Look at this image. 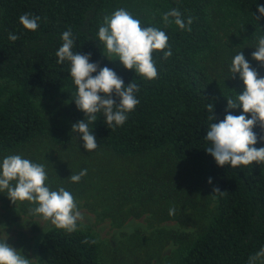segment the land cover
<instances>
[{
    "label": "trees",
    "instance_id": "trees-1",
    "mask_svg": "<svg viewBox=\"0 0 264 264\" xmlns=\"http://www.w3.org/2000/svg\"><path fill=\"white\" fill-rule=\"evenodd\" d=\"M108 2L0 0V154L40 138L62 146L71 141L69 127L49 122L36 105V100L63 89L75 98L70 62L58 63L55 55L63 32L70 29L74 53L91 54V63L114 70L125 87L133 81L139 89L135 93L139 103L122 126L110 127L102 112L95 114L92 133L97 145L121 157L167 149L181 167L166 177L153 178L150 191L169 197L178 187L200 185L212 193L216 206L210 222L173 264H248L264 249V163L220 167L206 152L211 146L205 139L207 130L224 119L226 99L242 93L244 85L238 74L212 78L203 62L216 49L215 21L236 29L241 42L258 43L264 37V18L255 19L260 15L257 5L264 6V0H145L154 17L134 18L142 27L164 31L172 51L166 60L167 48L153 52L158 75L152 80L103 56L105 46L98 30ZM172 9L181 13L186 24L191 17L192 24L181 30L170 17L172 23L166 25L163 16ZM25 13L39 17L35 31L19 23ZM9 33L19 39L9 40ZM113 99L119 103L114 93ZM253 132L254 147H264V130L256 125ZM214 188L224 193H214ZM37 248L45 264H102L95 235L80 228L72 232L49 228Z\"/></svg>",
    "mask_w": 264,
    "mask_h": 264
},
{
    "label": "rangeland",
    "instance_id": "rangeland-1",
    "mask_svg": "<svg viewBox=\"0 0 264 264\" xmlns=\"http://www.w3.org/2000/svg\"><path fill=\"white\" fill-rule=\"evenodd\" d=\"M119 9L133 17H154L145 0H109L102 23L105 16ZM213 26L216 49L203 62L211 77L232 74L229 70L232 60L240 52L258 75L264 77V65L252 59L258 43L241 42L237 30L222 22L215 21ZM109 59L114 65L123 66L118 57ZM73 99L70 91L63 89L36 100L49 122L69 127L70 142L62 146L47 138L33 140L0 154V163L7 156L20 155L44 165L46 184L52 190L63 187L75 198L82 216L76 228L95 235L102 264H173L210 222L216 206L211 191L200 185L178 187L169 197L150 191L153 178L166 177L181 167L167 149L134 157L117 156L99 146L92 152L86 151L79 134L72 132L73 124L86 120ZM234 110L243 112L242 108ZM85 169L87 174L79 182L68 179ZM35 206L27 201L13 204L6 192L0 193V241L20 251L32 264H45L37 247L44 232L55 226L41 216L30 214L29 209ZM172 208L175 211L170 215Z\"/></svg>",
    "mask_w": 264,
    "mask_h": 264
},
{
    "label": "clouds",
    "instance_id": "clouds-1",
    "mask_svg": "<svg viewBox=\"0 0 264 264\" xmlns=\"http://www.w3.org/2000/svg\"><path fill=\"white\" fill-rule=\"evenodd\" d=\"M258 21L264 18V6L257 5ZM184 30L192 24L189 17L187 24L181 17V13L172 9L165 13V24L172 23ZM39 17L25 13L19 17V23L24 29L35 31L38 28ZM187 30H191L188 27ZM9 40L16 41L19 37L9 33ZM62 46L56 51L58 63L70 62V75L77 87L75 104L79 110L85 113L86 120H81L72 125V132L79 134L86 151L97 149V140L92 133V125L97 117L95 114L103 113L106 123L112 126H122L127 119V113L132 112L139 101L135 93L139 90L135 82L124 86V81L116 72L108 67L99 68L97 63H91V54L73 52L74 39L71 30L62 34ZM98 39L105 46L106 56L118 57L117 60L127 70H135L136 74L147 79H155L158 75L153 52L164 51L166 60L172 55L168 48V36L156 27H142L139 19L124 9L116 10L112 15L105 16L99 26ZM252 59L264 65V37L258 39V45L252 53ZM116 61V60H115ZM99 69V71H98ZM230 72L235 78L236 74L243 82L244 90L235 98H228L226 115L219 123H213L207 130L205 139L211 143L206 149L218 166L230 165L233 168L248 166L254 162L264 163V147L257 149V136L253 128L259 125L264 130V77L251 67L243 52L234 56ZM96 73V75H93ZM119 99L117 104L113 99ZM213 108L212 104L208 105ZM242 108L243 114L234 115L231 110ZM250 115L251 118H247ZM215 120V117H212ZM261 139H264L262 137ZM87 170L79 174H72L68 179L77 183ZM48 177L44 165L33 163L20 155L5 157L0 163V193H7V197L13 204L17 202H30L36 205L30 208V214L41 216L50 221L58 229L67 232L75 231L76 223L82 219L78 204L73 195L60 187L52 190L47 184ZM209 184L212 183L209 178ZM214 193L223 194L219 188L213 189ZM175 209L169 210L174 214ZM264 249L249 258L248 264H264ZM0 264H32V260L25 258L20 251L9 246L6 241H0Z\"/></svg>",
    "mask_w": 264,
    "mask_h": 264
}]
</instances>
